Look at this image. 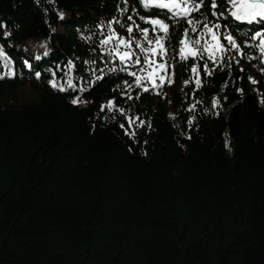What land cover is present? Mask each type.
<instances>
[{
  "label": "trees",
  "instance_id": "16d2710c",
  "mask_svg": "<svg viewBox=\"0 0 264 264\" xmlns=\"http://www.w3.org/2000/svg\"><path fill=\"white\" fill-rule=\"evenodd\" d=\"M216 3L191 14L189 37L205 17L218 23L229 49L219 64L180 59L188 18L141 0H0V46L15 73L0 79V264H264V63L248 46L264 21ZM156 18L169 25L163 60L174 82L143 91L128 74L148 69L135 43L141 63L121 71L100 41L111 24L148 47L139 29L164 35L145 22ZM29 39L45 44L39 59L22 49ZM53 73L75 87L53 88ZM109 100L114 110L101 111Z\"/></svg>",
  "mask_w": 264,
  "mask_h": 264
},
{
  "label": "snow or ice",
  "instance_id": "6c2138e0",
  "mask_svg": "<svg viewBox=\"0 0 264 264\" xmlns=\"http://www.w3.org/2000/svg\"><path fill=\"white\" fill-rule=\"evenodd\" d=\"M204 0H141L142 5L145 8H161L166 9L172 14V18L175 17H187L189 28L185 29L184 36L180 40V49L179 55L180 59L186 60L189 57L191 58H200L203 56H207L208 60H211L214 64H219L223 61L225 53L229 50L222 44L221 41V33L219 31L220 25L218 23L211 24L207 22V18L205 17V23L203 28L199 31V34L196 38L189 37V31L197 32L196 24L198 21H194L191 19V14L193 12L199 11L200 7L202 6ZM231 4L232 12L231 15L236 17L242 21H248L249 23L255 22L257 20H264V0H229ZM211 7L215 9L217 7L216 0H212ZM213 16H216L217 13L213 11ZM222 15V14H221ZM63 13H60V19H63ZM132 17H129L131 20ZM142 19H145L142 17ZM146 23L150 24L152 32H161L164 35H157L154 38H150L148 33V28H141L139 29L141 34L143 35L144 40L147 42L148 47H144L139 40L133 41L131 38L125 39L123 37H119L116 31L112 28L111 24L108 25V32L105 34L104 38L101 39L100 44L101 46H109L111 45V53H114V58H118L122 65L121 71H127V66L132 64H140L141 60L140 57L136 56V53L132 50V45L135 43V47L140 50L141 53L144 54V63L148 65V69H142L145 72L144 75H137L135 72H129V75L135 77V84L138 87H142L143 91H149L150 88L146 86L150 85L152 90L160 89L164 86V84L171 85L173 80V73H170L168 70L171 68V65L164 62L163 57L167 55V51L165 48L164 41L166 39L169 25L165 23L163 20L156 18V19H146ZM138 27V26H137ZM133 27L130 25L127 27V32L131 34L133 32ZM223 39L228 42L231 50H235L237 55H243L240 50L239 45L235 41V39L230 35H224ZM115 41V44H113ZM249 47L256 48L260 55L264 57V32L257 31L252 37L251 42L248 43ZM121 49H124L123 51ZM47 54V53H46ZM159 55L161 57L160 62H157L155 57ZM135 57V59H133ZM39 59V57H37ZM0 62L3 63L5 68H9V72L0 75V79L5 78V76H12L15 75L14 72L11 71V64L12 61L10 57L4 51L3 46H0ZM27 64V61L25 62ZM264 63V60H262ZM30 66V65H29ZM75 67L73 62L69 60L67 64L68 75L71 77V71ZM116 69H112L115 71ZM204 71L211 75V71L208 68V64H204ZM191 72L193 73L194 82L196 88L198 89L201 86V79H200V69L197 65H193L191 68ZM53 79L49 81L50 85L53 88L59 87L60 91H65L66 88H74L75 85L73 84L72 78H69L66 82V85L59 86L55 79V73L52 74ZM37 78L40 77V73H36ZM185 80V85L192 82V79ZM96 79H102L101 76H97ZM256 83L255 80L252 81ZM125 86L130 90L131 85L125 82ZM85 88H80L79 91H85ZM159 94V93H157ZM129 99L131 97L129 96ZM82 102L80 97L77 96L76 98L72 99V104H78ZM264 103V100L261 101ZM213 107H216L219 104L217 99H213ZM107 108L109 112L113 111L115 108L113 100H109L106 105L101 106V111ZM196 104L190 106V110H195ZM121 114H123L124 110L119 109ZM172 116V114H170ZM174 118V117H173ZM129 118L128 123L129 127L132 125L137 124V120ZM192 119L189 120V124L192 123ZM145 123L143 120H139V124L137 126H141ZM150 126V125H149ZM123 128L124 125H121ZM131 135H135V133H131Z\"/></svg>",
  "mask_w": 264,
  "mask_h": 264
},
{
  "label": "rangeland",
  "instance_id": "374dc122",
  "mask_svg": "<svg viewBox=\"0 0 264 264\" xmlns=\"http://www.w3.org/2000/svg\"><path fill=\"white\" fill-rule=\"evenodd\" d=\"M227 2H228V7L226 9V12H229L231 14V12H232L231 4L229 3V0H227ZM166 11H168V10H166ZM258 31L264 32V28L259 29ZM40 42H39V40L29 39V40L25 41V43L22 45V49L25 50L28 53V55L31 57V59L34 60L46 52L45 44L43 42H41V43ZM121 50L123 51L124 49H121ZM262 59L264 60V57H262ZM24 64L27 65L28 63L27 64L24 63Z\"/></svg>",
  "mask_w": 264,
  "mask_h": 264
}]
</instances>
